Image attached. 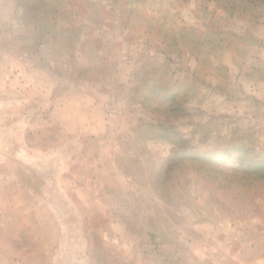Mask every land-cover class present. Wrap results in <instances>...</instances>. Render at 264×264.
<instances>
[{
  "label": "rangeland",
  "instance_id": "1",
  "mask_svg": "<svg viewBox=\"0 0 264 264\" xmlns=\"http://www.w3.org/2000/svg\"><path fill=\"white\" fill-rule=\"evenodd\" d=\"M227 151L264 159V0H0V264H264Z\"/></svg>",
  "mask_w": 264,
  "mask_h": 264
},
{
  "label": "trees",
  "instance_id": "2",
  "mask_svg": "<svg viewBox=\"0 0 264 264\" xmlns=\"http://www.w3.org/2000/svg\"><path fill=\"white\" fill-rule=\"evenodd\" d=\"M246 152H251V150L246 149ZM227 154L226 158L219 159L220 165H223V167H232L234 170L247 173L251 171H263L264 165H262V161L264 159H249L248 161H243L241 159H232L228 156L230 155V152H225ZM221 158V157H220Z\"/></svg>",
  "mask_w": 264,
  "mask_h": 264
}]
</instances>
